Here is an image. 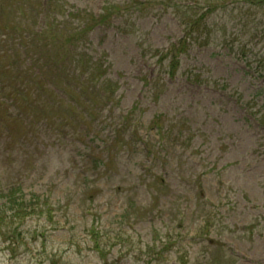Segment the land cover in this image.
<instances>
[{"label": "rangeland", "instance_id": "rangeland-1", "mask_svg": "<svg viewBox=\"0 0 264 264\" xmlns=\"http://www.w3.org/2000/svg\"><path fill=\"white\" fill-rule=\"evenodd\" d=\"M116 1L60 0L71 15L55 31L61 70L101 59L112 102L75 111L67 86L65 101L51 82L1 83L0 189L36 209L3 221L0 264H264V0H169L127 33L115 18L76 39ZM188 16L190 46L162 73L154 51Z\"/></svg>", "mask_w": 264, "mask_h": 264}, {"label": "trees", "instance_id": "trees-1", "mask_svg": "<svg viewBox=\"0 0 264 264\" xmlns=\"http://www.w3.org/2000/svg\"><path fill=\"white\" fill-rule=\"evenodd\" d=\"M156 4L163 11H168L170 6L169 0H124L109 2L102 8L103 11L101 13L98 15L90 14L91 17L88 21H84V23L72 28V31L76 32V39H79L80 36L83 37L85 34H88L96 26L109 24L115 18H122L123 23H119L117 26L121 32L127 33L129 30H126V27L130 24L136 25L137 19L140 16L144 17V12H149ZM208 10L209 8L207 7L204 12ZM70 15L71 12L69 11L64 13L60 0H0V90L4 89L5 85L10 82L17 83L21 87H24L25 84L37 82L49 85L51 82L54 84L55 90L58 88L65 94L62 96L56 91L57 96L65 97L62 100H72L68 97L76 94L77 98L78 96L83 98V103H79L74 96V100H72L75 102L74 110L78 108L79 104H82L84 107L85 105L89 107V104H94L97 105V109L100 105L108 104L115 99L118 84L113 79L107 76L104 77L107 73V65L101 59L96 57L94 61H89L87 68H79L78 64H76V66L71 67L69 70H61L64 67V62L57 55V51L62 47V43L55 39V31L68 29L63 18H69ZM111 16L114 18L111 19ZM195 21L192 16L180 19L183 35L170 43L165 51H159L160 49L153 50V56H157L154 62L155 66H160L162 73H167L171 76L177 74L182 56L181 53L185 52L186 47L189 48L190 46V36L193 34L194 27H196ZM11 39L14 40L12 44L9 43ZM178 44L182 47L179 48ZM145 51L148 52V50ZM16 54L19 55V60L15 62L10 61V64L15 66V72H11L8 76L10 70H7L5 62L3 64L2 61H4L5 56L14 58ZM32 56L40 57L34 58L30 62ZM22 61L26 63H22ZM28 72H31L32 75L30 79L22 75ZM45 72H49L50 74H45ZM60 72H62V75H60ZM63 73L67 75H63ZM140 79L144 82V85H147L148 94L150 91L153 92L152 98L154 101H157L160 89L150 84V79L144 76V74L140 76ZM65 80H67L66 85H64ZM2 81L4 87L1 85ZM65 86L72 91L75 90L76 94H72L71 92L66 93L63 90ZM97 96H102V99L96 102ZM15 99L16 95L13 99L9 96L7 102L9 103L11 100V105H13ZM11 105L9 106L11 107ZM100 109L102 108L100 107ZM83 112L81 111V114H84ZM98 114L99 111L97 112ZM82 118L84 117L82 116ZM94 119L95 116L86 120L92 124ZM156 126L157 129H161L157 125L156 119H154L152 127ZM136 128L138 129V127ZM134 132L136 131L133 129L132 134ZM15 194L16 192L13 188L0 189V197L2 198L0 201V228L6 219L19 217L36 209L32 199L26 204L23 197L15 198ZM32 196H35V193H32Z\"/></svg>", "mask_w": 264, "mask_h": 264}]
</instances>
